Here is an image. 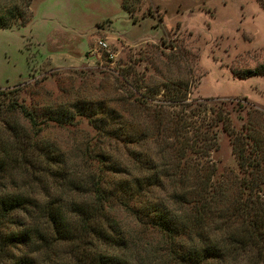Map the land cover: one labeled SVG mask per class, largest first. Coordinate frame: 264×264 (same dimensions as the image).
<instances>
[{
	"label": "trees",
	"instance_id": "trees-1",
	"mask_svg": "<svg viewBox=\"0 0 264 264\" xmlns=\"http://www.w3.org/2000/svg\"><path fill=\"white\" fill-rule=\"evenodd\" d=\"M32 1L0 7V28L25 22ZM253 75L264 65L239 77ZM134 87L46 106L0 90V264H264L263 115L234 130L244 109L231 101L185 109L180 83L164 94L180 110L166 111ZM84 124L80 140L45 136ZM218 130L238 165L231 181L209 160Z\"/></svg>",
	"mask_w": 264,
	"mask_h": 264
},
{
	"label": "rangeland",
	"instance_id": "rangeland-1",
	"mask_svg": "<svg viewBox=\"0 0 264 264\" xmlns=\"http://www.w3.org/2000/svg\"><path fill=\"white\" fill-rule=\"evenodd\" d=\"M25 1L0 0V7L24 11ZM128 6L134 21L121 0H33L25 22L0 28V90L46 106L52 99L127 98L138 82L153 97L150 106L178 111L164 94L184 83L185 109L231 101L244 109L229 116L234 130L248 112L264 119V75L239 77L264 65V0H129ZM98 40L107 50L92 53ZM88 129H48L45 136L69 143L91 134ZM230 142L218 130L209 157L217 181L239 175Z\"/></svg>",
	"mask_w": 264,
	"mask_h": 264
},
{
	"label": "built area",
	"instance_id": "built-area-1",
	"mask_svg": "<svg viewBox=\"0 0 264 264\" xmlns=\"http://www.w3.org/2000/svg\"><path fill=\"white\" fill-rule=\"evenodd\" d=\"M97 46H98L97 49L93 50L92 53L98 52V50H107V47H108L107 43L103 40H98Z\"/></svg>",
	"mask_w": 264,
	"mask_h": 264
}]
</instances>
